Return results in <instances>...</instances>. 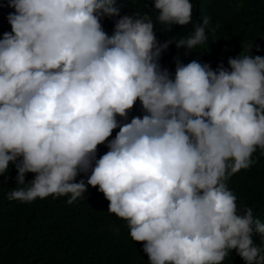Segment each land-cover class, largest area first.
I'll use <instances>...</instances> for the list:
<instances>
[{"label": "clouds", "instance_id": "obj_1", "mask_svg": "<svg viewBox=\"0 0 264 264\" xmlns=\"http://www.w3.org/2000/svg\"><path fill=\"white\" fill-rule=\"evenodd\" d=\"M122 2L7 0L0 176L10 164L17 173L8 199L72 204L90 185L143 242L148 264H222L233 249L245 264H264V223L227 184L264 152V56L229 57L215 69L177 58L173 75L162 52L205 43L211 18L193 23L190 0H152L156 22L193 25L187 38L160 43L152 16H121ZM104 17H119L111 35ZM137 101L143 115L129 121ZM89 172L87 183L76 180Z\"/></svg>", "mask_w": 264, "mask_h": 264}, {"label": "trees", "instance_id": "obj_2", "mask_svg": "<svg viewBox=\"0 0 264 264\" xmlns=\"http://www.w3.org/2000/svg\"><path fill=\"white\" fill-rule=\"evenodd\" d=\"M193 5V23L203 16L211 18L206 29L207 41L191 51L170 43L163 51L159 63L174 75L175 62L186 64L191 60L208 63L213 69L219 64L228 67V58L237 55L264 56V0H190ZM14 9L7 0H0V35L10 32L7 15ZM149 13L154 21L155 34L160 43L187 38L192 23L165 26L156 22L157 11L152 0H123L120 15ZM119 17H104L102 27L112 34L114 22ZM218 25V27H217ZM215 29V31H212ZM253 43L250 53L249 45ZM143 115L140 102L130 110L132 116ZM120 120V117H117ZM119 129H114L115 137ZM107 142L98 145L96 158L103 155ZM252 159L255 163L242 169L227 181L237 197L239 208L251 207L253 215L264 223V152L257 149ZM16 169L0 176V264H148L143 242L131 240L126 222L108 212L109 202L97 187L87 186L83 198L72 204L67 196L49 195L30 202L9 200L8 193L17 187ZM89 173H80L76 180L87 183ZM34 173H27L30 181ZM261 245V237H253ZM222 264H245L236 254L229 253Z\"/></svg>", "mask_w": 264, "mask_h": 264}]
</instances>
